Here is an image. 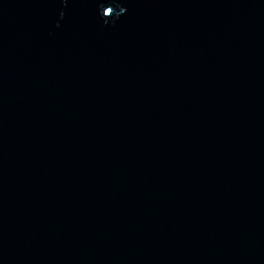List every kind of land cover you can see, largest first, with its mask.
Listing matches in <instances>:
<instances>
[{"label":"water","instance_id":"obj_1","mask_svg":"<svg viewBox=\"0 0 264 264\" xmlns=\"http://www.w3.org/2000/svg\"><path fill=\"white\" fill-rule=\"evenodd\" d=\"M0 264H264V0H0Z\"/></svg>","mask_w":264,"mask_h":264}]
</instances>
